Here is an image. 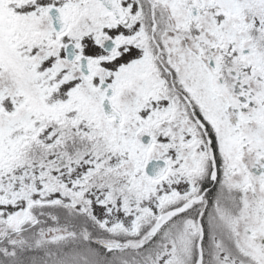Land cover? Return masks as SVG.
Segmentation results:
<instances>
[{"label": "snow or ice", "instance_id": "1", "mask_svg": "<svg viewBox=\"0 0 264 264\" xmlns=\"http://www.w3.org/2000/svg\"><path fill=\"white\" fill-rule=\"evenodd\" d=\"M0 264H264V0H0Z\"/></svg>", "mask_w": 264, "mask_h": 264}]
</instances>
